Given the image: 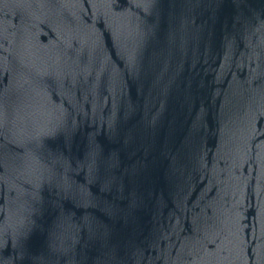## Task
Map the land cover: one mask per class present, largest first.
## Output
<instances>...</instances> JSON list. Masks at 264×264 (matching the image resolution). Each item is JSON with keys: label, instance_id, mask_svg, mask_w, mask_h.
Masks as SVG:
<instances>
[{"label": "water", "instance_id": "water-1", "mask_svg": "<svg viewBox=\"0 0 264 264\" xmlns=\"http://www.w3.org/2000/svg\"><path fill=\"white\" fill-rule=\"evenodd\" d=\"M0 264H264V0H0Z\"/></svg>", "mask_w": 264, "mask_h": 264}]
</instances>
